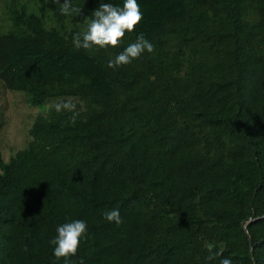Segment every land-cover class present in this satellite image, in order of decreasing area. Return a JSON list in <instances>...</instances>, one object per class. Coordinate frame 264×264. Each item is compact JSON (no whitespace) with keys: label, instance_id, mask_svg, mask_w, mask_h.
Segmentation results:
<instances>
[{"label":"trees","instance_id":"16d2710c","mask_svg":"<svg viewBox=\"0 0 264 264\" xmlns=\"http://www.w3.org/2000/svg\"><path fill=\"white\" fill-rule=\"evenodd\" d=\"M163 1L154 52L113 69L136 30L73 44L100 0H0V94L39 109L5 158L0 108V264H64L50 241L78 219L74 264H264V0Z\"/></svg>","mask_w":264,"mask_h":264},{"label":"clouds","instance_id":"9594fccd","mask_svg":"<svg viewBox=\"0 0 264 264\" xmlns=\"http://www.w3.org/2000/svg\"><path fill=\"white\" fill-rule=\"evenodd\" d=\"M59 5V10L62 15H71L72 13H81V9L74 8L71 0H53ZM143 20V13L137 0H125L123 7L113 5L104 0H100L99 7L93 11V18L87 26V30L81 34L77 33L73 39V44L77 49L83 48L91 50L94 47L106 49L108 47H119L126 33H133L137 26ZM154 45L146 39L143 34L139 35L133 43L128 44L123 52L118 54L114 60H110L108 67L116 69L122 66L129 65L133 60L140 59L147 51L154 52ZM57 112L69 111L72 112V122H75L79 112L76 111V104L71 101L57 103L55 105ZM104 218L109 222H115L117 225L122 223L121 214L118 208H113L104 213ZM57 236L50 243L54 245V256L57 260L63 258L64 264H74L71 258L78 253L82 240L89 238L87 224L84 220H74L57 227ZM210 255L208 260L214 259L216 256L222 255V249L213 252V245L206 244ZM25 251L27 249L25 248ZM80 264H84L81 259ZM220 264H233L229 258H224Z\"/></svg>","mask_w":264,"mask_h":264},{"label":"rangeland","instance_id":"374dc122","mask_svg":"<svg viewBox=\"0 0 264 264\" xmlns=\"http://www.w3.org/2000/svg\"><path fill=\"white\" fill-rule=\"evenodd\" d=\"M124 2L125 0H116L117 6L119 7H123ZM137 2L143 13V20L136 28V32L139 35L143 34V32H153L158 28L160 20L163 17L169 16L168 11L165 10L166 4H164L163 0L155 1L154 5L146 3V0H137ZM181 11L175 10L174 14H179ZM84 66L82 58L66 56L65 63L60 65L58 71L80 69V67L83 68ZM48 67L50 68L51 65H47ZM0 108H2L6 119L1 133V148L3 156L8 158L18 147L22 146L24 140L27 138V125L39 109L23 104L20 95H13L6 92L0 94Z\"/></svg>","mask_w":264,"mask_h":264}]
</instances>
